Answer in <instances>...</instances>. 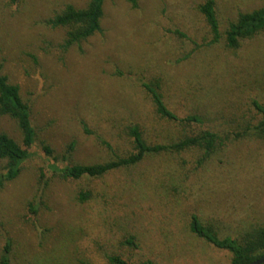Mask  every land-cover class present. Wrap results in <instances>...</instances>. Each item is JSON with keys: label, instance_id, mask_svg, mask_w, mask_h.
Segmentation results:
<instances>
[{"label": "rangeland", "instance_id": "1", "mask_svg": "<svg viewBox=\"0 0 264 264\" xmlns=\"http://www.w3.org/2000/svg\"><path fill=\"white\" fill-rule=\"evenodd\" d=\"M88 1L21 0L12 8L0 0L3 74L30 106L37 144L54 156L75 142L73 163H101L110 155L97 136L123 155L128 121L145 131L164 127L138 89L143 78L163 80L173 109L209 120L239 121L253 113L252 100L264 105V33L236 51L204 47L209 35L196 8L205 0H136L135 9L107 0L102 33L65 50L66 31L46 21L64 5L81 9ZM213 1L220 33L238 14L262 6V0ZM0 133L21 140L5 117ZM34 152L0 189V253L10 240L11 264H108L105 253L131 263L230 264L228 252L190 232L191 217L224 236L264 228V143L257 140L232 143L201 169L193 154L164 155L79 182L54 175ZM87 190L92 199L81 204L77 196ZM130 238L135 246H123Z\"/></svg>", "mask_w": 264, "mask_h": 264}, {"label": "trees", "instance_id": "2", "mask_svg": "<svg viewBox=\"0 0 264 264\" xmlns=\"http://www.w3.org/2000/svg\"><path fill=\"white\" fill-rule=\"evenodd\" d=\"M7 1L12 8L21 3V0ZM106 1L89 0L85 8L81 9L64 5L46 21L51 29L66 31L63 49L80 46L95 34L102 33L101 21ZM125 1L132 8L137 7L136 0ZM215 7L213 0H205L196 8L209 35L208 39H204V47L222 44L226 50L236 51L242 42L264 33V0L259 9L238 14L223 33H220ZM2 69L0 64V117L14 123L21 140L16 142L7 134L0 133V189L19 176L22 165L33 157V150L38 158L46 162L47 167H51L54 175L65 181L79 182L101 180L116 171L134 168L148 158L164 155L193 154L195 169H201L222 155L234 142L249 139L264 143V105L259 100L251 101L253 113L239 121L209 120L195 110L184 113L173 109L166 100L163 80L143 78L137 83L138 89L151 104L155 118L164 127L160 125L158 131H145L138 121L130 120L124 126L123 138L129 144L125 154H116L114 146L106 138L97 136L100 146L109 153V159L96 164H76L72 162L75 142L55 156L48 146L37 144L30 106L23 100L19 87L9 82ZM82 125L85 126L83 122ZM171 129L175 134H170ZM84 132L85 135H93L86 128ZM44 177L41 174L39 181L42 182ZM48 185L47 181L44 182L42 190H46ZM91 199V190L81 191L77 196L81 204ZM189 230L213 249L228 252L232 256L230 264H251L264 256V228L255 227L237 235L224 236L213 223H204L197 216H192ZM122 245L135 246L132 238L125 240ZM11 252L12 243L7 240L0 253V264H11ZM104 259L108 264H155L151 261L131 263L116 253H105Z\"/></svg>", "mask_w": 264, "mask_h": 264}, {"label": "water", "instance_id": "3", "mask_svg": "<svg viewBox=\"0 0 264 264\" xmlns=\"http://www.w3.org/2000/svg\"><path fill=\"white\" fill-rule=\"evenodd\" d=\"M251 264H264V256L260 260L255 261V262H253Z\"/></svg>", "mask_w": 264, "mask_h": 264}]
</instances>
